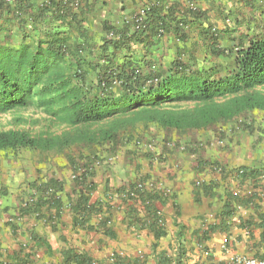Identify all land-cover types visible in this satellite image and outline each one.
<instances>
[{"label":"crops","instance_id":"1","mask_svg":"<svg viewBox=\"0 0 264 264\" xmlns=\"http://www.w3.org/2000/svg\"><path fill=\"white\" fill-rule=\"evenodd\" d=\"M40 2L49 4V0H24L23 17L18 23L11 12L0 13L4 46L17 49L22 37L28 35L37 40L46 25L68 32L55 17L53 8L48 6L44 14L37 12ZM80 3L74 11L83 10L81 24L85 36L79 41L81 55L92 62L101 53L103 39L116 36H108L104 29H123L124 22L131 21L141 8H160L164 15L171 13L170 19L186 23L185 40L178 39L169 28L173 21L166 19L169 26L165 35L148 51L143 44L131 45L137 61L152 64L151 70L162 75L169 72L178 55L196 69H216L215 61L206 60L199 65V57L208 55L215 59L227 53L235 40L247 39L253 32L260 31L259 35L264 36V0H81ZM207 31L215 42L203 34ZM69 34L75 37V33ZM142 71L148 73L146 66ZM219 127L221 123L201 130L162 129L156 137L160 145L146 148L152 155L144 154L133 166L110 162L102 168L100 178L91 177L92 191L84 194L88 203L96 204L97 208L85 216L86 227L76 223L78 214L74 210L79 187L70 180L60 182L58 208L49 203L35 214L25 209L31 197L17 203L0 200V264H224L230 254L261 258L264 162L243 161L241 153L243 148L247 150L250 140L239 134L227 144L231 150L229 158L226 154V159L222 158L223 152L215 149L218 145L214 131ZM170 132H178V136L173 138ZM170 138L185 150L180 152L162 142ZM240 170L242 174L238 173ZM196 181H200L199 186ZM137 183L155 194L147 210L140 200L135 204L120 194L122 188ZM236 189L240 195L233 197ZM205 190L209 195H205ZM246 191H251V195H246ZM34 195L37 197L38 193ZM8 206L13 208L3 212ZM210 227L215 230L208 232ZM224 240L228 241L226 252L220 250Z\"/></svg>","mask_w":264,"mask_h":264},{"label":"trees","instance_id":"2","mask_svg":"<svg viewBox=\"0 0 264 264\" xmlns=\"http://www.w3.org/2000/svg\"><path fill=\"white\" fill-rule=\"evenodd\" d=\"M23 1L11 6L0 0V13L7 10L15 22L20 21ZM80 5L74 8L66 0H49V4L37 6L39 14H44L48 6L53 8L55 17L61 20L68 32L46 25L39 39L23 36L17 49L0 43V114L36 105L45 109L59 124L69 127L115 119L112 126L100 134L105 140L112 141L119 131L130 126L131 115L139 110L152 109L153 115L147 118L148 123L176 131L207 129L252 110L264 113V94L256 92L258 88H264V36L253 35L239 39L238 46L232 44L235 46L232 48L235 68L224 76L213 67L196 69L184 63L182 55H178L169 72L162 75L151 70L152 64L137 61L131 45L143 44L148 51L165 35L169 26L166 19L172 17L171 13L167 16L160 12V8L149 7L143 17L137 14L131 21H125L119 31L105 28L108 36H116L103 39L101 53L92 62L81 55L79 41L85 36L81 24L83 10L79 13L74 11ZM16 12L22 16L17 17ZM171 20L170 30L178 35V39L185 40L183 29L186 23ZM69 33H75V37ZM203 34L210 38V42H215L209 31ZM143 66L148 69L147 74L143 73ZM182 103H191L195 107L176 113L158 110ZM95 138V134L88 132L34 137L26 131L10 130L0 132V151L28 149L60 154L73 146L92 145L96 143ZM72 169L76 176L74 183L79 187L74 210L78 214L76 223L86 227L85 216L97 208L96 204L88 203L84 194L91 192L94 186L88 166ZM29 185L38 196L26 202V211L37 214L49 203L54 208L59 207L56 198L62 191L59 181L48 178ZM204 193L209 195L207 190ZM120 194L136 204L137 199L130 196L134 194L146 210L155 198L152 192H137L136 184L122 188ZM44 196L46 200H43ZM208 229V232L215 230L214 227Z\"/></svg>","mask_w":264,"mask_h":264},{"label":"rangeland","instance_id":"3","mask_svg":"<svg viewBox=\"0 0 264 264\" xmlns=\"http://www.w3.org/2000/svg\"><path fill=\"white\" fill-rule=\"evenodd\" d=\"M253 34L259 35L260 31L253 32ZM4 40L5 38L0 36V43ZM237 41L235 40L236 46H238ZM233 46H230L227 53L224 52L220 56H216L215 59L208 55H201L199 57V65H202L206 60L215 61L217 63H213V66L216 67L221 76L230 73L235 68V53L232 49L235 46ZM256 92L264 94V88H258ZM194 107V104L182 103L160 107L158 110L176 113L189 111ZM151 115H153L152 109L136 111V113L131 115L132 122L130 126L119 131L112 141H107L100 134L108 130L115 119L94 125L69 127L59 124L47 114L45 109L36 105L0 114V132L10 130L26 131L34 137L59 136L65 132L71 134L88 132L96 136V143L73 146L60 154H44L28 149L0 151V200L3 202L12 200L17 203L26 197L33 198L36 191L32 190L29 184L47 177L61 183L66 182V180L74 182V179H72L74 175L73 167L82 169L88 166L91 177L95 178L98 176L100 178L101 176L98 173L101 172L102 168L109 166L110 162L113 163L112 165L126 162L129 166H133V162H136L144 154L152 155V151L150 149L146 151V148L151 145L155 147L161 143L156 141V137L158 133L162 132V129L156 124L147 122V118ZM239 119L242 120L241 123H239ZM227 123L228 126H225V123H221V127L214 131L217 132L215 143L218 145L215 149L218 152H223L222 158L224 156L226 159L225 154L229 158L231 150H229L227 144H231V139L236 134H239L241 137H248L250 140L247 150L242 147L241 156L244 157L243 161L246 162V159L248 162H264V113L259 110H252ZM177 134L178 132L176 134L170 132L173 138L177 137ZM171 139L162 142L169 144L172 149L177 148L176 150L180 152L185 150L184 146L177 145ZM156 161L159 162V160ZM7 208L13 207H5L2 211L6 212Z\"/></svg>","mask_w":264,"mask_h":264},{"label":"built area","instance_id":"4","mask_svg":"<svg viewBox=\"0 0 264 264\" xmlns=\"http://www.w3.org/2000/svg\"><path fill=\"white\" fill-rule=\"evenodd\" d=\"M19 1H21V0H4L5 4L11 5V6L14 5L15 3L19 2ZM66 1L70 2V4L74 8H77L78 5L80 4V0H66ZM44 4L45 3L40 2L38 4V6L41 7ZM190 6L193 7V5H190ZM144 11H145V8H141L140 11L138 12V15H139L140 18L144 16ZM15 15L17 17L18 16H22L19 12H16ZM152 83H156V80H152ZM167 146L170 147L169 144H167ZM238 173L242 174L243 171L240 170ZM72 179L76 180V176L73 175ZM195 184L197 186H199L200 185V181H196ZM136 191L137 192H144L145 188H144L143 184H141V183L136 184ZM245 194L249 196V195H251V191H246ZM239 195H240V193L238 191H233L232 192V196L233 197H238ZM130 196L135 198V199H137V202L139 201V198H137V196H135L134 194H131ZM227 243H228V241L224 240L223 243L220 245V250L222 252H226L227 251V249H228ZM92 264H98V263L93 262ZM224 264H264V254H263V256L261 258H250V257L230 254V255H228L227 259L224 261Z\"/></svg>","mask_w":264,"mask_h":264}]
</instances>
